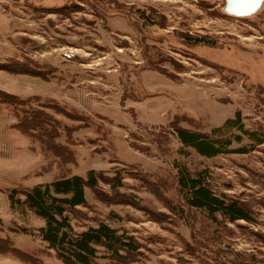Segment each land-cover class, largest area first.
I'll list each match as a JSON object with an SVG mask.
<instances>
[{"label": "rangeland", "instance_id": "1", "mask_svg": "<svg viewBox=\"0 0 264 264\" xmlns=\"http://www.w3.org/2000/svg\"><path fill=\"white\" fill-rule=\"evenodd\" d=\"M225 6L0 0V235L50 253L38 235L19 233L35 228L36 217L12 208L8 191L52 179L40 175L52 158L69 174L94 168L112 182L122 179L119 193L100 183L112 202L88 189L90 207L81 209L88 218L76 223L81 229L99 219L127 228L142 245L127 264H264V143L234 129L242 140L232 147L253 150L206 157L183 146L175 130L210 132L240 111L245 128L264 135V4L240 17ZM33 67L44 75L20 73ZM36 110L57 121L56 141L75 152L74 160L46 155L45 135L33 138L19 127ZM179 167L204 172L216 193L245 201L251 222L190 206L179 190ZM123 194L136 204L114 202ZM114 213L119 222L109 218ZM46 257L47 264H64L53 250ZM19 261L3 264H29Z\"/></svg>", "mask_w": 264, "mask_h": 264}, {"label": "trees", "instance_id": "2", "mask_svg": "<svg viewBox=\"0 0 264 264\" xmlns=\"http://www.w3.org/2000/svg\"><path fill=\"white\" fill-rule=\"evenodd\" d=\"M67 8L66 4L60 7V13L63 14ZM142 16L147 17L144 14ZM196 42L202 43L203 39H198ZM20 73L44 75V72L36 67L26 68ZM29 99L39 100L41 98L36 96ZM54 106L56 109H60L59 105L55 104ZM74 115L78 117L77 114ZM79 115L85 116L81 112ZM18 125L33 138H37L40 134L45 135L42 141L46 144L44 148L46 155L58 156L64 164L75 159V152L68 145L56 141L60 135L57 121L51 118L47 111L36 110L26 118H20ZM234 129L241 130L254 144L264 143L263 134V137H260L257 130H248L241 123L240 111H237L235 117L228 118L222 125L212 127L210 132L175 127L183 146L192 147L200 155L206 157L230 152L246 153L253 150L247 145L232 147L233 142L242 140L241 134L233 133ZM54 162L51 158L46 165L41 166V174L53 173V180L24 189L13 188L8 191L12 208L19 209L20 207L19 210L24 215L32 211L45 219V225L42 227H23L18 230L38 235L48 243V248L55 250L58 258L64 264H99L97 259L101 257H108L117 263L127 264L132 260L133 255H139L142 245L127 228L113 226L107 221L99 219L96 225H88L79 231L73 225L74 220L88 218V215L78 208L79 205L90 207L86 196L87 188L100 199L112 202L102 191L100 183L102 181L110 184V187L119 193L118 188L124 186L122 179L112 182L111 178L104 175V171L97 169L88 170L85 176L69 174L65 167L62 168L59 163L57 169L53 167ZM117 176L120 175L117 174ZM178 184L181 194L190 206L205 209L213 218L220 213L232 223L242 219L251 222V207L243 200L216 193L204 172L193 173L187 168L179 167ZM121 196L122 200L114 199V202L136 204L135 199L131 197L133 195L123 194ZM120 217L118 213L109 215V218L116 222H119ZM11 229L19 232L15 228ZM43 253L45 251L41 248L23 250L16 246L10 237L0 236V254L13 255L30 264H43V260L40 258Z\"/></svg>", "mask_w": 264, "mask_h": 264}, {"label": "crops", "instance_id": "3", "mask_svg": "<svg viewBox=\"0 0 264 264\" xmlns=\"http://www.w3.org/2000/svg\"><path fill=\"white\" fill-rule=\"evenodd\" d=\"M90 169H94V168H90ZM89 169V170H90ZM88 171V170H87ZM86 171V172H87ZM75 174H78V173H75ZM40 175H42V176H44L45 174H40ZM79 175H81V174H79ZM86 175V174H85ZM84 175V176H85ZM51 180H53V178L52 179H48V180H45V181H42V182H38V183H35V184H39V183H45V182H48V181H51ZM35 184H32L31 186H33V185H35ZM30 187V186H29ZM87 190H88V188L86 189V196H87V199H88V201L90 202V198H89V195H88V193H87ZM78 208H80V209H83V208H86V207H84V206H81V205H79L78 206ZM14 209H16V208H14ZM31 213H33L32 211H30ZM34 214V213H33ZM34 216L36 217V218H34V220H36V223H37V225L35 226V228H39V227H42V226H44L45 225V219L44 218H42V217H39V216H37L36 214H34ZM77 221L76 220H74L73 221V225L75 226V229L77 230V231H79V230H83V229H85L87 226H85V227H82L81 229H78L79 228V225L76 223ZM84 226V225H83ZM16 232V231H15ZM19 233H21V232H19ZM1 237H4V238H6V237H10L14 242H15V240L10 236V235H8L7 233H5L4 235H0ZM39 237V236H38ZM40 238V237H39ZM42 240V239H41ZM43 242H45L47 245H48V243L46 242V241H44V240H42ZM15 245L16 246H18V244L15 242ZM19 247V246H18ZM48 247V246H47ZM47 247H45L46 249H48L49 250V252L50 253H52V250L55 252V250L54 249H52V248H47ZM19 248H21V249H23V250H33V249H38V248H40V247H34V248H22V247H19ZM50 253H47V252H45V253H43V254H41L40 255V258L43 260V264H47V261H46V259H47V255L48 254H50ZM56 253V252H55ZM3 258H7V259H3ZM10 258H14V260H16V259H18V260H20V261H22V263H25L26 261H23V260H21L20 258H17L16 256H13V255H3V254H0V264H3V262H5L6 260H8V259H10ZM57 258H58V256H57ZM59 259V258H58ZM60 260V259H59ZM19 261V262H20ZM62 261V260H61ZM63 262V261H62ZM28 263V262H27ZM13 264H15L14 262H13ZM19 264V263H18ZM30 264V263H29Z\"/></svg>", "mask_w": 264, "mask_h": 264}, {"label": "water", "instance_id": "4", "mask_svg": "<svg viewBox=\"0 0 264 264\" xmlns=\"http://www.w3.org/2000/svg\"><path fill=\"white\" fill-rule=\"evenodd\" d=\"M264 0H226L225 11L235 16L252 15L262 7Z\"/></svg>", "mask_w": 264, "mask_h": 264}]
</instances>
